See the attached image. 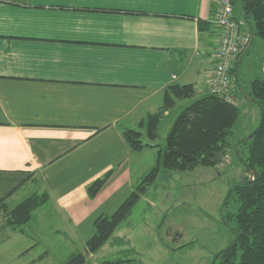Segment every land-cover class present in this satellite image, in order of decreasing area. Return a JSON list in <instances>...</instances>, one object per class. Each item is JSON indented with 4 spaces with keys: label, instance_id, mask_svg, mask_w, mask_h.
<instances>
[{
    "label": "crops",
    "instance_id": "crops-1",
    "mask_svg": "<svg viewBox=\"0 0 264 264\" xmlns=\"http://www.w3.org/2000/svg\"><path fill=\"white\" fill-rule=\"evenodd\" d=\"M215 12V0H0V200L47 193L32 220L47 213L56 235L85 246L94 219L115 212L143 174L151 147L133 151L124 128L138 129L174 83L209 93L219 29L200 34L199 20L214 23ZM234 76L236 96L239 67Z\"/></svg>",
    "mask_w": 264,
    "mask_h": 264
},
{
    "label": "rangeland",
    "instance_id": "rangeland-1",
    "mask_svg": "<svg viewBox=\"0 0 264 264\" xmlns=\"http://www.w3.org/2000/svg\"><path fill=\"white\" fill-rule=\"evenodd\" d=\"M237 15H242L238 8ZM262 44L264 39L255 36L251 52L243 57L239 65L240 86L234 89V97L241 114L228 139L226 156L217 166H200L194 171L171 173L161 169L129 217L93 254H87L81 240L56 235L54 225L46 220L47 213L36 214L22 230L7 226L3 216L0 237L3 238L1 234L4 232L12 236L11 240L0 241V264H65L70 255L78 252L85 254L84 264H100L128 257L137 258L141 264H212L214 256L234 239L231 229L236 223L234 220L225 222L223 215L237 211V198L234 194L231 196L230 191L248 174L244 164L247 149L241 140L256 129L260 120L259 106L251 98V81L264 76V63L259 59L260 54L255 52ZM196 97L182 100L185 102L183 106L180 107L179 103L171 109L169 116L164 115L156 139L161 147L167 145L168 135L179 112ZM157 151V148L151 147L142 152L143 174L140 178L134 176L136 185L155 166ZM30 193L26 190L19 194L17 201ZM36 233L39 235L36 236ZM117 236L124 237L128 244L113 245Z\"/></svg>",
    "mask_w": 264,
    "mask_h": 264
},
{
    "label": "trees",
    "instance_id": "trees-1",
    "mask_svg": "<svg viewBox=\"0 0 264 264\" xmlns=\"http://www.w3.org/2000/svg\"><path fill=\"white\" fill-rule=\"evenodd\" d=\"M237 3L251 37L264 39V0H237L235 5ZM217 28L215 23L199 20L200 34L208 29L211 33H218ZM242 58L240 54L235 61L233 74L238 71ZM251 89V98L260 109V120L256 129L241 140L247 149L244 164L248 174L230 191V195L234 194L237 198V211L223 215L225 222L234 220L236 223L231 229L234 239L214 256L212 264H264V78L253 79ZM195 93L192 83H174L165 89L163 105L158 111L149 113L140 122L138 129L124 128V138L133 151H142L148 146L158 149L157 162L115 212L102 213L94 219L95 233L85 243L87 254L98 252L110 240L120 223L132 213L148 186L156 180L161 169L171 173L194 171L200 166L215 167L226 156L228 139L233 134V127L241 111L236 101L212 93L193 99L179 112L165 147L156 143L165 113L173 109L178 100L194 98ZM111 175L112 172H108L92 182L87 187L89 196L94 197ZM48 200L47 193L29 194L13 205L3 198L0 200V221L5 216L7 226L22 230L32 220L34 211ZM226 203L227 200L224 205ZM126 244L128 241L121 236L113 240V245ZM85 261V254L78 252L70 255L65 264H84ZM100 264L141 262L137 258L128 257L106 260Z\"/></svg>",
    "mask_w": 264,
    "mask_h": 264
},
{
    "label": "built area",
    "instance_id": "built-area-1",
    "mask_svg": "<svg viewBox=\"0 0 264 264\" xmlns=\"http://www.w3.org/2000/svg\"><path fill=\"white\" fill-rule=\"evenodd\" d=\"M237 0H215L214 23L219 29L215 46V65L207 79L209 93L236 101L230 93L235 78L232 69L238 56L245 52L251 43V34L242 29V23L234 15Z\"/></svg>",
    "mask_w": 264,
    "mask_h": 264
}]
</instances>
